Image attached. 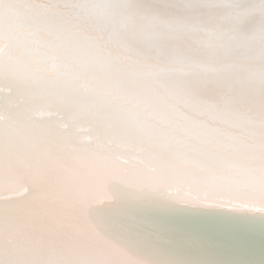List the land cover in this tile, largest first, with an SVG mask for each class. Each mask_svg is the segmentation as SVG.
I'll use <instances>...</instances> for the list:
<instances>
[{"label":"snow or ice","instance_id":"6c2138e0","mask_svg":"<svg viewBox=\"0 0 264 264\" xmlns=\"http://www.w3.org/2000/svg\"><path fill=\"white\" fill-rule=\"evenodd\" d=\"M0 264H264V0H0Z\"/></svg>","mask_w":264,"mask_h":264},{"label":"water","instance_id":"95a60500","mask_svg":"<svg viewBox=\"0 0 264 264\" xmlns=\"http://www.w3.org/2000/svg\"><path fill=\"white\" fill-rule=\"evenodd\" d=\"M171 224H179L181 223L180 221H173V222H170ZM211 223V222H210ZM208 240H212L214 237H213V233L211 231V228L209 229V232L207 234V237H206ZM216 242H219L218 240ZM253 242L255 244V250H256V255H257V258H258V255H259V247H260V243H261V238H260V235H259V232H257L255 234V236L253 237Z\"/></svg>","mask_w":264,"mask_h":264},{"label":"bare ground","instance_id":"6f19581e","mask_svg":"<svg viewBox=\"0 0 264 264\" xmlns=\"http://www.w3.org/2000/svg\"><path fill=\"white\" fill-rule=\"evenodd\" d=\"M7 93V90H5V94ZM53 117L55 116V114L53 113V114H51Z\"/></svg>","mask_w":264,"mask_h":264}]
</instances>
